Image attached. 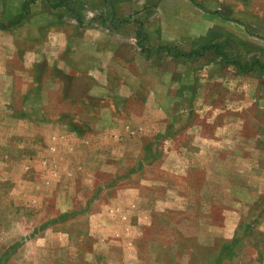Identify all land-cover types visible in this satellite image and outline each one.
Here are the masks:
<instances>
[{"label": "rangeland", "instance_id": "rangeland-1", "mask_svg": "<svg viewBox=\"0 0 264 264\" xmlns=\"http://www.w3.org/2000/svg\"><path fill=\"white\" fill-rule=\"evenodd\" d=\"M252 57L264 0H0V264H264Z\"/></svg>", "mask_w": 264, "mask_h": 264}, {"label": "trees", "instance_id": "trees-1", "mask_svg": "<svg viewBox=\"0 0 264 264\" xmlns=\"http://www.w3.org/2000/svg\"><path fill=\"white\" fill-rule=\"evenodd\" d=\"M24 16V13L22 14V16H20V17H23ZM19 17H18V21H19ZM13 22V21H12ZM218 46H220L219 44H217ZM217 46V47H218ZM218 52H220V50H219V48H218V50H217ZM198 54H200V52L199 53H197V54H194L192 51L191 52H189V53H187V54H185L184 52L183 53H181V52H176V54H175V56H181V57H190L191 55L193 56V55H198ZM231 59V61H232V63L234 64V65H237L238 66V61L237 60H235V58H230ZM252 59H254V61L252 62V64H250V67H254L255 65H261V68L263 69L264 68V64H260V61L258 60V59H256V57H252ZM240 66V67H239ZM239 66H238V68H240V69H243L242 67H244L243 66V64H239Z\"/></svg>", "mask_w": 264, "mask_h": 264}]
</instances>
